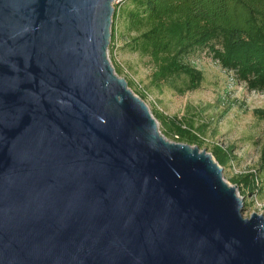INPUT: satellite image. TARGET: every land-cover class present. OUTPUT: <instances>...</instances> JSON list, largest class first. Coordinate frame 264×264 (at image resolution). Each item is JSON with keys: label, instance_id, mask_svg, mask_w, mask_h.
<instances>
[{"label": "water", "instance_id": "water-1", "mask_svg": "<svg viewBox=\"0 0 264 264\" xmlns=\"http://www.w3.org/2000/svg\"><path fill=\"white\" fill-rule=\"evenodd\" d=\"M113 1L0 0V264H264V215L117 74Z\"/></svg>", "mask_w": 264, "mask_h": 264}, {"label": "trees", "instance_id": "trees-1", "mask_svg": "<svg viewBox=\"0 0 264 264\" xmlns=\"http://www.w3.org/2000/svg\"><path fill=\"white\" fill-rule=\"evenodd\" d=\"M117 16L127 46L154 63L156 82L169 84L179 94L199 88L204 72L189 57L206 51L249 90L264 93V0H129ZM115 37L114 31L111 42ZM155 116L177 141L203 143L199 131L177 117L157 110ZM212 155L221 166L235 157L233 148L223 145H215ZM261 162L264 166V143ZM232 180L244 190H259L256 172Z\"/></svg>", "mask_w": 264, "mask_h": 264}, {"label": "rangeland", "instance_id": "rangeland-1", "mask_svg": "<svg viewBox=\"0 0 264 264\" xmlns=\"http://www.w3.org/2000/svg\"><path fill=\"white\" fill-rule=\"evenodd\" d=\"M128 2L129 0L113 1L111 32L115 31L116 37L114 41H110L108 57L117 74L127 80L136 95L143 97L155 118L157 110L168 117H177L187 126L191 125L199 131L203 143L191 145L199 146L201 150L211 154L215 145L232 147L235 157L222 166L224 179L237 185L238 194L245 202L244 217H249L254 212L264 215V166L261 162L264 143V113L261 111H264V93L249 90L233 71L224 69L206 51L189 57V61L204 72L205 78L199 88L179 94L169 84L156 82L154 63L150 57L132 51L127 46L122 18L114 17ZM157 121L161 134L170 141L179 142L170 135L160 120ZM250 172L258 173L260 180L259 190L254 192L244 190L242 185L232 180Z\"/></svg>", "mask_w": 264, "mask_h": 264}]
</instances>
